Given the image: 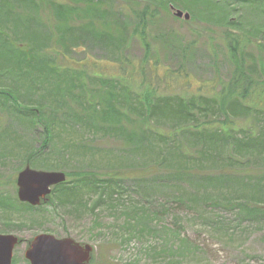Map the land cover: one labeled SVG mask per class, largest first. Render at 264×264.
Segmentation results:
<instances>
[{"label": "rangeland", "instance_id": "obj_1", "mask_svg": "<svg viewBox=\"0 0 264 264\" xmlns=\"http://www.w3.org/2000/svg\"><path fill=\"white\" fill-rule=\"evenodd\" d=\"M108 1L113 9L122 4V0ZM195 1L196 4L191 6L197 15L190 12V20L173 14L171 6L186 10L177 2L169 5L170 10L160 11L150 30L157 37L152 44L158 50L155 55L161 72L177 76L174 73L177 67L178 70L182 68L180 74H189L193 85L181 79L162 81L160 77L155 78L156 75L150 76L146 67V72L140 70L134 91L141 92L143 85L140 82L143 81L153 84L156 94L162 97H187L191 91L199 90L200 85H208L212 80L226 81L234 66L222 39L224 27L232 31L241 29L253 34L254 38L259 37L257 32L262 30L264 15L246 0H216L220 14L216 20L221 24L210 23L213 18L206 16L203 9L209 6V1ZM30 13V10H23L20 14ZM195 16L199 17L196 19ZM229 18L234 19V24H226ZM80 19L85 21L87 18L81 16ZM25 20L23 16L14 19L15 23ZM95 26L101 27L99 23ZM132 37L129 36L131 41L122 55L108 52L98 43L93 46L94 42L80 39L65 55L67 65L73 70L66 71L68 79L56 82V94H51L43 81L34 80L38 85L36 89L29 81L33 89L23 88L21 97H32L26 100L27 106H41L40 122L36 121L35 125L17 119L13 110L0 107V192L12 201L0 205V234H13L25 240L16 247L12 264H29L25 258L27 241L40 233L53 234L57 238L71 237L90 244L93 253L89 264H264V155L250 159L247 165H232L241 169L238 175L241 179L226 181L211 177L200 182L195 176L179 175L175 165L156 166L151 164L153 160L142 156L144 151H132L138 139L126 144L123 136L108 135L103 129L90 127L89 123H76L71 118V112L80 109L73 94L83 90L89 98L97 100L100 97L99 87L92 80L96 77L89 71L81 75L79 63L87 61L92 65L99 62L96 71L99 67L109 71L111 65H105L103 59L145 60L141 41ZM183 44L191 47L186 60L180 62L178 55ZM8 49L5 39H0L3 58L15 60L18 56L23 59L21 63H26L27 59L18 51L20 48L14 46L9 50L12 53ZM39 52L45 59L53 58L55 64L61 65L64 61L63 52L56 55ZM260 55L263 59L257 80L264 83V54L253 46L245 52L250 63ZM0 63L5 64L1 56ZM34 71L38 70L33 68ZM10 81L16 83L6 72L0 76L1 85L7 86ZM73 83L78 87L70 92L68 87ZM39 87L42 90H38ZM3 102L0 99V103ZM124 124L130 131L136 130L138 125ZM161 125L172 129L168 122ZM46 126L54 130V139L43 148ZM245 127L255 133L261 132L264 115L256 124L250 121ZM5 131L11 132L16 140L13 136L2 139L1 136L7 134ZM184 147L190 151V145ZM35 151L41 157L32 166L27 159L36 154ZM229 151L233 153L231 148ZM28 165L37 170L65 172L66 184L84 177L91 179L96 187L90 184L78 196L68 198H60L57 192H52L48 203L29 208L19 201L16 185L18 173ZM202 168L208 171L209 162ZM257 203L262 207L256 206Z\"/></svg>", "mask_w": 264, "mask_h": 264}, {"label": "trees", "instance_id": "obj_2", "mask_svg": "<svg viewBox=\"0 0 264 264\" xmlns=\"http://www.w3.org/2000/svg\"><path fill=\"white\" fill-rule=\"evenodd\" d=\"M184 1L189 3L182 0H122V4L113 9L109 6L108 0H0L2 17L0 25L3 29L0 31V39H5L9 47L8 52L16 46L20 48L18 49L20 55L27 59L23 64L22 57L15 56V60L3 58L0 51V56L5 62L0 63V76L6 72L16 80V83L8 82L7 86L0 84V99L5 101L0 103V107H6L8 111L13 110L17 119L35 125L36 121L40 122L41 106H27L26 100L32 97H21L23 88L33 89L29 81L31 84L43 81L46 88L49 87L51 90V94H56V82L68 79L66 71L73 70L67 65L65 55L80 39L94 42L93 46L98 43L108 52L122 55L131 41L129 36L133 35L142 43L145 60L132 62L125 58L111 59L112 61L109 58L103 59L105 65L108 63L111 65L109 71L104 67L103 70L99 67L96 71L99 62L92 65H88L87 61L79 63L82 68L81 75H86V71H89L96 77L92 80L93 84L99 87L100 97L97 100L89 98L83 90L76 95L73 94L72 97L80 106V109L71 112L73 121L89 123L90 127L103 129L108 135L123 136L126 144L130 142L129 140L138 139L139 142L134 144L132 151H144L142 156L153 160L151 164L156 166L175 165L174 169L179 175L195 176L200 182H205L211 177L226 181L233 178L241 179L238 177L241 169L232 165L234 163L247 165L250 159L264 155V128L261 132L255 133L245 127L250 121L256 124L264 115V83L257 80L263 55L254 59L252 63L245 57L249 46L259 48L260 53L264 54L262 43L264 24L261 26L262 30L257 32L259 37L256 38L241 29L232 31L224 27L222 39L234 66L228 80H212L213 82H208V85H200L199 90L191 91L187 97L179 95L162 97L156 94L153 84L143 81L140 82L143 85L141 92L133 90L139 83L136 80L140 70L146 72V67L150 70V76L156 75L155 78L160 77L162 81L181 79L188 85H193L189 74H180L182 68L178 70L177 67V71L174 72L177 76L161 72L158 56L155 55L158 54V50L152 44V40L157 37L150 33L160 16V11L170 10L171 4L178 2L186 9L185 11L195 15L191 4L195 5L196 1ZM206 1L210 2L209 6L203 9L206 10V16L208 14L213 18V21L209 20L210 23L219 24L220 21L216 20L217 16L220 17L218 2ZM246 1L264 15V0ZM23 10H30V15L20 14ZM17 16H23L26 20L15 23L14 19ZM81 16L87 19L82 21ZM197 17L195 16L196 19ZM226 20L227 25L234 24V19ZM96 23L101 27L95 26ZM190 47V44H183L178 55L180 62L186 60ZM79 49L80 47L77 48ZM39 51L47 54L63 52L64 61L61 65L55 64L53 58L45 59ZM33 68L38 71L32 72ZM75 87L78 85L73 83L68 89L71 92ZM38 90L42 89L39 87ZM125 122L138 124L137 129L127 130ZM165 122L172 125L171 130L169 127L163 128L161 124ZM241 126L245 129L236 131ZM4 133L7 134L1 136L2 139L13 136L11 132ZM13 137L16 140V137ZM44 137L43 148L54 139V130L51 126H46ZM185 144L191 146L190 151L185 149ZM230 148L233 153L229 151ZM192 150H195V153ZM37 151L34 153L38 155H29L28 164L33 166L34 161L41 157ZM242 159L247 160L244 162ZM207 162L210 165L208 171L202 168ZM213 170H216L215 174H207ZM90 184L96 187L91 179L84 177L73 179L68 184L65 182L56 186L53 192H57L60 198L78 196L79 192ZM4 196L6 194L0 192V205L11 204L12 201ZM256 206L261 204L257 203Z\"/></svg>", "mask_w": 264, "mask_h": 264}, {"label": "water", "instance_id": "obj_3", "mask_svg": "<svg viewBox=\"0 0 264 264\" xmlns=\"http://www.w3.org/2000/svg\"><path fill=\"white\" fill-rule=\"evenodd\" d=\"M178 18L190 20L191 14L171 6ZM67 179L62 171H44L26 166L17 175L18 198L33 206L48 201L52 188ZM20 242L13 234H0V264H12L13 251ZM93 247L81 244L71 237L57 238L53 234L41 233L33 239L26 252L30 264H89Z\"/></svg>", "mask_w": 264, "mask_h": 264}, {"label": "flooded vegetation", "instance_id": "obj_4", "mask_svg": "<svg viewBox=\"0 0 264 264\" xmlns=\"http://www.w3.org/2000/svg\"><path fill=\"white\" fill-rule=\"evenodd\" d=\"M33 240V239H32ZM32 240H29V241H27V247H26V250L30 247V245H31V242H32ZM22 243H25V240H20V242H19V244H22ZM18 244V245H19ZM17 245V246H18ZM16 246V247H17ZM16 249V248H15ZM26 252V251H25ZM26 258V257H25ZM29 264H30V262H29Z\"/></svg>", "mask_w": 264, "mask_h": 264}]
</instances>
